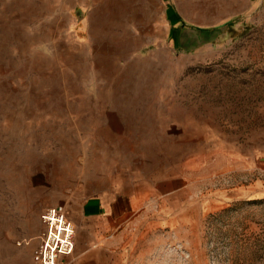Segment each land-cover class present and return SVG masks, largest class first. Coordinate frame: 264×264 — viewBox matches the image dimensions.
Instances as JSON below:
<instances>
[{
    "label": "rangeland",
    "instance_id": "1",
    "mask_svg": "<svg viewBox=\"0 0 264 264\" xmlns=\"http://www.w3.org/2000/svg\"><path fill=\"white\" fill-rule=\"evenodd\" d=\"M101 191L123 264H264V0H0V264Z\"/></svg>",
    "mask_w": 264,
    "mask_h": 264
},
{
    "label": "crops",
    "instance_id": "2",
    "mask_svg": "<svg viewBox=\"0 0 264 264\" xmlns=\"http://www.w3.org/2000/svg\"><path fill=\"white\" fill-rule=\"evenodd\" d=\"M129 203L134 205V200L117 191H101L65 203L76 228L74 250L66 256V263L123 264L125 241L121 229L132 213L122 207Z\"/></svg>",
    "mask_w": 264,
    "mask_h": 264
},
{
    "label": "built area",
    "instance_id": "3",
    "mask_svg": "<svg viewBox=\"0 0 264 264\" xmlns=\"http://www.w3.org/2000/svg\"><path fill=\"white\" fill-rule=\"evenodd\" d=\"M42 228L33 250L34 264H67L75 246L76 228L64 204L48 207L41 217Z\"/></svg>",
    "mask_w": 264,
    "mask_h": 264
}]
</instances>
